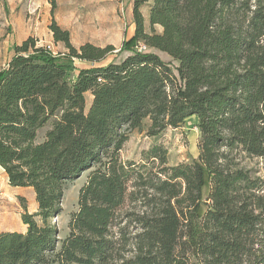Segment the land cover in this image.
<instances>
[{"label":"trees","instance_id":"1","mask_svg":"<svg viewBox=\"0 0 264 264\" xmlns=\"http://www.w3.org/2000/svg\"><path fill=\"white\" fill-rule=\"evenodd\" d=\"M130 5L117 52L75 48L52 18L64 52L28 37L0 69V168L37 206L23 205V232H0V264H264V179L239 164L264 161V0ZM190 117L189 163L169 166L160 145L120 158L144 120L159 136ZM90 169L58 241L64 187Z\"/></svg>","mask_w":264,"mask_h":264},{"label":"rangeland","instance_id":"2","mask_svg":"<svg viewBox=\"0 0 264 264\" xmlns=\"http://www.w3.org/2000/svg\"><path fill=\"white\" fill-rule=\"evenodd\" d=\"M130 7V0H55V8L51 13L50 0H0V69L12 56L14 46L28 37L36 39V47L47 48L54 54L64 52L61 44L53 42L48 28L52 18L61 29L68 31L70 42L75 48L91 43L98 47L112 45L117 52L122 41L129 38L133 31ZM146 28L148 31L147 25ZM155 31L159 32L160 29L156 27ZM156 53L172 67L176 65L169 56ZM126 55L125 52L120 53L117 59L121 60ZM110 60L111 57L102 64ZM74 64L77 68L88 66L78 61ZM148 125L149 122L144 120L139 129L128 132V139L120 152L123 161H139L142 153L154 145L166 149L169 166L189 163L197 157L199 134L193 117L186 119L179 128H168L159 136H148ZM46 129L38 132V139L42 138ZM239 164L250 170L254 177L264 179L263 160L241 156ZM91 170L83 172L64 187L62 211L51 221L57 229L58 241L68 234L69 216L77 210L78 191ZM23 205L29 214L36 212L33 191L29 188L10 187L0 168V232L25 230L20 219L24 212Z\"/></svg>","mask_w":264,"mask_h":264},{"label":"built area","instance_id":"3","mask_svg":"<svg viewBox=\"0 0 264 264\" xmlns=\"http://www.w3.org/2000/svg\"><path fill=\"white\" fill-rule=\"evenodd\" d=\"M138 50L141 51V50H145V47L143 45H138Z\"/></svg>","mask_w":264,"mask_h":264},{"label":"crops","instance_id":"4","mask_svg":"<svg viewBox=\"0 0 264 264\" xmlns=\"http://www.w3.org/2000/svg\"><path fill=\"white\" fill-rule=\"evenodd\" d=\"M156 27H158V26H156ZM156 27H155V28H156ZM158 28H159V27H158ZM159 29H160V28H159ZM159 32H160V31H159Z\"/></svg>","mask_w":264,"mask_h":264}]
</instances>
